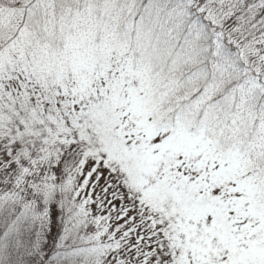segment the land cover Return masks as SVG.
Masks as SVG:
<instances>
[{
  "label": "snow or ice",
  "instance_id": "snow-or-ice-1",
  "mask_svg": "<svg viewBox=\"0 0 264 264\" xmlns=\"http://www.w3.org/2000/svg\"><path fill=\"white\" fill-rule=\"evenodd\" d=\"M0 264H264V0H0Z\"/></svg>",
  "mask_w": 264,
  "mask_h": 264
}]
</instances>
